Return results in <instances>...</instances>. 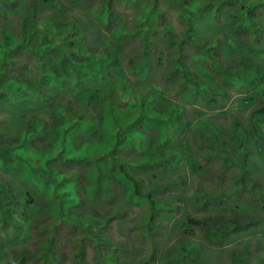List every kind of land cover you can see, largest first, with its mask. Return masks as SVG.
<instances>
[{"label": "trees", "instance_id": "1", "mask_svg": "<svg viewBox=\"0 0 264 264\" xmlns=\"http://www.w3.org/2000/svg\"><path fill=\"white\" fill-rule=\"evenodd\" d=\"M44 1L45 8L39 0H0V100L22 110L47 103L49 89L66 80L76 89L48 118L25 116L20 131L0 118L2 264H129L118 253L125 240L115 227L151 242L150 255L133 264H153L155 235L167 226L161 215L180 208L159 193L178 190L186 174L157 176L180 162L191 165L196 186L188 197L195 206L244 196L264 201L247 160L250 147L264 159V45L258 46L264 0H96L94 11L109 28L102 46L88 42L83 19H55L56 11L78 0ZM122 9L130 10L127 18L117 12ZM166 9H175L183 40L171 33ZM204 12L219 22L226 17L228 24L198 47L193 25ZM126 41L134 45L122 46ZM157 42L165 52L154 60ZM222 48L236 59L224 61ZM188 50L196 70L187 64ZM155 64L160 83L177 86L172 95L178 102L143 84ZM230 87L244 92L240 102L250 106L244 122L234 113L223 121L203 111L184 117L186 103H220ZM149 131L155 133L151 142ZM208 160L213 176L197 179ZM145 170L152 171L151 180H144ZM184 224V230L201 224L213 246L226 244L239 229L235 221L211 216L186 215ZM178 250L163 263L188 264ZM186 251L195 253L190 264H206L196 245ZM246 255V264H264V242L247 245Z\"/></svg>", "mask_w": 264, "mask_h": 264}, {"label": "rangeland", "instance_id": "2", "mask_svg": "<svg viewBox=\"0 0 264 264\" xmlns=\"http://www.w3.org/2000/svg\"><path fill=\"white\" fill-rule=\"evenodd\" d=\"M41 5L47 7L45 1L39 0ZM147 0H141L142 3H145ZM162 4V3H161ZM96 5V0H78L76 4L63 7L62 10L55 12V19L57 21H67L73 16H77L83 19L87 26L89 27L88 31V42L92 45H103V36L109 34V28H104L103 23L99 17H97L94 8ZM43 8V9H44ZM175 9H166L167 20L171 24V33L180 37V41L183 40V34L181 30L183 24L179 21L178 17L173 13ZM119 14L127 18L130 15V10H117ZM207 14V15H206ZM214 15L211 12H204L202 17L197 18L194 21L193 25V34L198 39L195 40V45L200 47L201 40L205 38L211 39L213 35L217 34L219 29H227L226 17L222 18L221 22L214 20ZM264 19V17H263ZM229 20V19H228ZM165 28V25H159V29ZM168 33V32H167ZM158 36L156 35L155 38ZM213 40V38H212ZM133 44L134 41H126L121 43L122 46L127 47L128 44ZM264 45V36L258 46ZM222 59L224 61H229L236 59L234 54L230 55V52H225V49H221ZM165 52L164 46L157 42V44L152 48L153 59L156 60L160 58ZM189 56L187 59V64L191 70H196V67L193 64V53L191 50H188ZM255 60L257 58H254ZM260 62H262L260 60ZM157 64L153 67L151 71L146 73L145 77H142L144 85L149 86L154 94H163L166 97L170 98L173 102H178V98L175 95H172L176 92L177 86L168 83H160L158 80V75L156 72ZM10 70V69H9ZM14 74L13 71H9L8 75ZM116 74V73H115ZM122 79L124 76L121 75ZM69 79V78H67ZM98 80L94 81L97 82ZM133 84L138 83L137 81H132ZM87 84L85 80L82 81L81 86ZM76 87L70 80H66L63 85L57 87H52L49 89L50 98L47 100V103L36 106H28L22 110H15L11 105H8L5 100H0V118H6L8 126L14 131H20L22 129L21 124L26 120L27 115L30 113H36L45 118L50 116L49 110H52V107L60 101H63L66 97L72 95ZM228 96L225 98H220V103L210 104L203 106L199 99L196 98L190 103H186L184 106V117L189 119V116H192L193 112L203 111L204 117H214L218 121H223L228 119L230 113H234L235 116L239 117L242 122L247 117L250 106L245 105L243 102H240L242 94L244 92L234 89L233 87L228 88ZM239 98V100L237 99ZM218 104V105H217ZM200 117L197 115L196 118ZM245 124V123H243ZM19 129V130H17ZM155 133L149 131L148 141L151 142V139L154 137ZM186 133L182 132L177 138L176 142H179L184 139ZM251 151L248 155L247 160L253 162L250 169L248 170V175L255 179L258 187V193L264 189V159L259 157L258 150L254 147H250ZM257 155V156H256ZM256 156V157H255ZM255 157V158H254ZM192 170L191 165L186 162H180L178 166L171 170L160 171L157 178H167L175 175L177 172H182L186 177L185 180L181 183L180 187L176 191H161L159 193V198L167 203L178 204L180 203V208L174 213H164L161 215V219L167 224L163 229L159 230V234L155 235V249L156 255L153 258V264H164V256L168 258L167 255L174 251H181L183 254H187V259L184 262L190 264L192 263V257L195 255L193 251L183 252V247L191 249L192 246L196 245L200 249L198 257L205 259L206 264H246V246L254 245L256 241L264 242V211L261 208V203L258 197L251 200L249 197H242L237 201L231 202L230 204H224L220 202L210 201L205 203L204 207L199 205H193L192 200L188 197L191 190L195 189V182L193 176H189L190 171ZM215 168L213 166V161H207V172L205 175H197V179L205 180L213 176ZM144 180L152 179V171L145 170L142 172ZM11 176V175H10ZM23 185L22 183H19ZM260 196V195H259ZM186 215L191 216L192 218H199L201 216H211L214 218H224L225 221L236 222V226L239 229L233 231L228 237L227 243L222 244V246H213L208 243L204 237V229L201 224H192L190 227H187V230H184V217ZM263 216V218H262ZM262 220H259L261 219ZM129 219V218H127ZM120 226H123L122 221H119ZM229 224V223H228ZM230 225V224H229ZM115 231L118 236H122L125 240V250L119 251V255L124 258L129 264H133V261L141 259L142 257H148L150 255L151 242L146 241V239H140L135 236L133 232L128 231L125 227L120 232ZM0 235V241H1ZM181 245V247H178ZM7 255V251L4 250L0 257L4 260ZM181 255V253H180ZM0 264L2 261L0 260ZM166 264V263H165ZM174 264V263H167Z\"/></svg>", "mask_w": 264, "mask_h": 264}]
</instances>
